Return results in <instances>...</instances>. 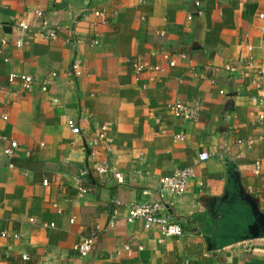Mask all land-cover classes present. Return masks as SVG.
Here are the masks:
<instances>
[{
	"label": "crops",
	"instance_id": "obj_1",
	"mask_svg": "<svg viewBox=\"0 0 264 264\" xmlns=\"http://www.w3.org/2000/svg\"><path fill=\"white\" fill-rule=\"evenodd\" d=\"M263 5L0 0V264H264V122L256 105L264 86ZM35 10L59 27L58 38L47 42L31 32L17 49L15 24H33ZM95 38L98 45L90 46ZM138 64L162 72L136 81ZM10 73L32 76L33 90L10 86ZM45 79L52 84L43 93ZM176 101L199 105L194 122L167 110ZM103 125L104 158L122 183L91 171L87 141ZM176 135L184 141L175 143ZM12 141L17 149L7 158L3 148ZM202 153L205 162L198 161ZM184 168L194 173L186 191L165 199L183 237L162 238L157 228L126 222L129 208L158 200L161 177ZM228 212L218 236L216 224ZM253 224L257 238L247 232ZM93 233L96 245L80 259L76 248ZM224 241L231 243L220 247Z\"/></svg>",
	"mask_w": 264,
	"mask_h": 264
},
{
	"label": "built area",
	"instance_id": "obj_2",
	"mask_svg": "<svg viewBox=\"0 0 264 264\" xmlns=\"http://www.w3.org/2000/svg\"><path fill=\"white\" fill-rule=\"evenodd\" d=\"M196 7L199 6V3H195ZM93 15L97 18H101V23L104 24L106 22L105 16L102 12L95 11ZM259 21H264V5L262 6L260 12L257 15ZM33 24L28 23L25 20H18L15 24V30L17 32L18 37L15 40V48L20 49L24 46V39L25 37L30 34L31 32L34 35H38L44 41L52 42L58 38V34L60 29L58 26L51 24L48 19L45 17L44 13L41 10H35L33 13ZM163 35V33H160ZM2 45H6L5 40H1ZM98 41L97 39H93L90 42V46H97ZM161 60L166 62L169 68L174 67V61H171V57L167 53L161 54ZM79 68V66L73 67V73L75 69ZM153 72H162V70L155 66V67H144L141 64L136 65L135 75L136 81L139 80V77L146 73H153ZM75 74V73H74ZM261 75L262 72H259ZM8 83L10 86L19 84L20 89L23 92H31L35 85V79L26 74H14L10 73L7 76ZM52 83L49 80H44L40 83V91L47 92L48 87ZM256 105L259 108V122H264V86L261 88L260 96L258 100H256ZM170 113L175 116H178L184 122H194L198 116L199 112V105L195 104L193 106H189L183 104L181 102H174L171 106L167 109ZM2 120H6V116L2 117ZM156 124L161 125L159 119H156ZM70 132L74 136H80L81 130L75 123L71 120L67 123ZM106 131V126H101L97 136L94 138H90L87 141L86 149L88 158L91 159L92 162V173L96 176L101 177H108L112 175L118 183L123 182V177L116 173L108 164L106 159L104 158L107 153H110L109 148L101 147L100 141L104 138V132ZM185 137L183 135H176L174 136V142H183ZM5 141V138H3ZM237 145L241 146L243 141L238 139L236 140ZM248 145H251L252 142H246ZM17 149V143L12 141L9 143L8 147L3 148V154L7 158H11L14 154V151ZM97 156H101L97 158ZM209 159V156L205 153H202L198 156L199 162H205ZM260 172V165H255L254 173L255 175H259ZM194 177L193 170L191 168H184V169H175L171 172V174L167 176H163L159 179V186L157 190V201L149 200L144 202L140 205L132 206L128 209L126 215V222L133 223V222H141L143 228L145 230H150L153 228H157L162 236V238H181L183 237V230L182 228L173 221L171 214L167 211L165 207V199L167 197H177L182 195L187 188L188 182ZM77 180V179H76ZM78 181V180H77ZM43 186H48V182L44 180L42 182ZM202 185V184H200ZM81 193H86L85 189H80ZM147 195V192L143 193ZM33 222V221H32ZM48 227L44 224L43 226ZM49 227H53V225H49ZM109 227H113V222H110ZM97 241V234L93 233L89 237L82 239L81 243L76 248L78 252V256L80 259H85L94 249ZM162 239H159L158 242L160 243ZM137 251L141 252L143 250L142 246H137ZM123 250L126 252H130L129 246H124ZM22 261H28L29 258L27 255H23L21 257Z\"/></svg>",
	"mask_w": 264,
	"mask_h": 264
},
{
	"label": "water",
	"instance_id": "obj_3",
	"mask_svg": "<svg viewBox=\"0 0 264 264\" xmlns=\"http://www.w3.org/2000/svg\"><path fill=\"white\" fill-rule=\"evenodd\" d=\"M247 232L253 238H257L260 235L259 227L256 224L248 226Z\"/></svg>",
	"mask_w": 264,
	"mask_h": 264
},
{
	"label": "trees",
	"instance_id": "obj_4",
	"mask_svg": "<svg viewBox=\"0 0 264 264\" xmlns=\"http://www.w3.org/2000/svg\"><path fill=\"white\" fill-rule=\"evenodd\" d=\"M224 217L226 218L224 221L223 220H221L222 221V224H219V226L216 224V230L214 231V233L215 234H221V231H219L221 228H222V225H223V223L225 224L226 223V221H227V219H228V217H229V212L228 213H225L224 214ZM220 221V222H221ZM220 226H221V228H220ZM218 229V230H217ZM219 236V235H218ZM231 243V241H229V242H227V241H224V242H221L219 245H220V247L222 246V245H226V244H230ZM216 245V247H217V244H215Z\"/></svg>",
	"mask_w": 264,
	"mask_h": 264
}]
</instances>
